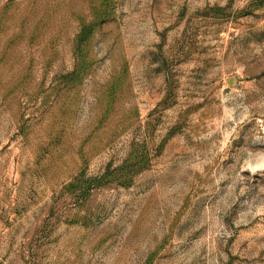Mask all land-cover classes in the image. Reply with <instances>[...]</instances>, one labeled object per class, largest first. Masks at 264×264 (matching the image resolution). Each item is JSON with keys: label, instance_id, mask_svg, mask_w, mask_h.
<instances>
[{"label": "rangeland", "instance_id": "374dc122", "mask_svg": "<svg viewBox=\"0 0 264 264\" xmlns=\"http://www.w3.org/2000/svg\"><path fill=\"white\" fill-rule=\"evenodd\" d=\"M0 264H264V0H0Z\"/></svg>", "mask_w": 264, "mask_h": 264}]
</instances>
